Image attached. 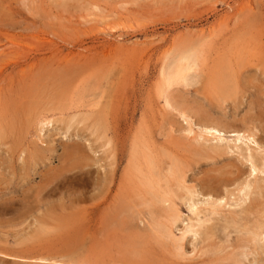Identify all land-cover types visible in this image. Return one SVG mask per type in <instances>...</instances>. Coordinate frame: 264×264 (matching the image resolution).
I'll use <instances>...</instances> for the list:
<instances>
[{"label": "rangeland", "instance_id": "obj_1", "mask_svg": "<svg viewBox=\"0 0 264 264\" xmlns=\"http://www.w3.org/2000/svg\"><path fill=\"white\" fill-rule=\"evenodd\" d=\"M199 41L206 42L202 58L196 61L197 65L200 64L197 69L189 71L188 87L175 86L169 90L170 102L174 106L183 104L186 108L199 106L209 114L208 121L220 120L223 127L220 122L213 125H219L221 139L204 134L200 139L198 136L194 140L188 139L186 121L177 111L163 106L155 91L161 68H169L176 54L187 45L194 47ZM10 51L13 53L11 58ZM261 54H264V0H0V120L10 113L8 116L14 118V124L24 129L23 132L27 131L19 145H11L13 134L5 132L2 137L5 143L0 144V200L11 194L14 199L19 198L26 189L29 197H33L43 184L45 191L40 193L44 196L46 193V207L52 206L56 200V204L62 200L60 204L73 203L76 206L75 210L69 207L57 215L58 207L54 210L57 213L53 211V216L46 217V237H41L43 240H34L37 234L33 233L45 204L39 206V211L33 204L28 217L0 214L1 252L7 248L14 250L16 247L18 251L24 245H34V249L46 251L49 258L46 261L21 260L0 253V264H79L92 259H99L98 262L103 264H135L138 261L142 264L254 263L258 255L248 252L247 246L240 248L246 234L237 232V228L250 223L248 221L253 222L257 213L247 212L248 205L256 198L262 201L259 207H264V192L250 187L243 198L236 186L253 179L264 180V170L247 175L249 164L244 160L248 148L251 151H258V146L264 148V78L257 71V64L261 62L257 59ZM223 63L239 71L234 100L232 95L221 93L210 82L212 73L226 66ZM259 81L262 84L257 85ZM255 84L257 86H253ZM27 105L29 112L45 108L54 120L43 125L33 122L30 113L22 112ZM259 110L262 112L258 118ZM196 118L191 116L190 125L198 133V125L202 124L200 118ZM242 119L253 125L256 144L243 137L239 141L232 138V130L241 132L245 128ZM140 141L146 144L147 152L157 161L152 173L161 175L156 188L158 194L169 185L175 202H180L179 219L175 225H170V239L159 234L162 224L167 226L168 223L160 210L157 211L161 204H154L152 189L138 185L137 177L126 171L132 146ZM213 143L228 148L230 152L217 159L198 155L197 147ZM34 148L41 149L45 156L34 166L31 164L28 176H24L20 167L28 158L27 152ZM239 150L243 151L242 156ZM173 161L180 162L179 179L183 184L178 183V178L164 179L167 167ZM227 162L239 168L238 178L220 185L216 189L219 196L201 193L199 182L215 174V170ZM225 168L227 166L220 169ZM182 185L197 188L193 187L197 196L190 195L199 212L196 219L188 210L191 200L182 202L179 199L184 192ZM215 197H222L221 204L224 205L213 215L205 207V202L217 199ZM81 207L92 208L84 214L87 216L85 222L81 211L77 215L70 214L71 210L77 211ZM239 211L241 214L238 215ZM108 216L126 221L130 228H121V231L112 233L115 238H108L106 231L113 224L104 219ZM157 218L160 223L155 221ZM226 220L229 223L225 224ZM198 222L202 223L201 227L209 225L212 228V235L207 239L209 244L201 239V232L188 231L181 239L188 224L196 228ZM134 233L143 239L138 246V239L135 240L136 246H128L124 242ZM31 235L34 242L29 243ZM178 245H182L181 248ZM139 246L142 252L143 248L146 250L144 256L148 259L138 258L136 251L132 252L133 247L139 251ZM244 251L247 254L242 253Z\"/></svg>", "mask_w": 264, "mask_h": 264}, {"label": "bare ground", "instance_id": "obj_2", "mask_svg": "<svg viewBox=\"0 0 264 264\" xmlns=\"http://www.w3.org/2000/svg\"><path fill=\"white\" fill-rule=\"evenodd\" d=\"M260 39V38H259ZM260 41V40H259ZM258 41V42H259ZM200 42V41H199ZM257 42V43H258ZM197 43V42H196ZM260 43V42H259ZM206 44V42L205 43H203V42H200V43H197V45H195L194 47H190L189 45H187V46H185L186 48H183V50H181L178 54H176L175 55V57H173V60H172V63H171V66H169V68H167V69H162L161 68V70L159 71V77H158V79H157V82H156V84H155V91H156V94H157V96H159L161 99H162V101H163V106L165 105L166 107H168V108H171V109H173V110H175V111H177V114L180 116V118L182 117L183 119H184V122L186 121V123H187V128H186V133H187V135L188 134H190V137L188 138V139H195L197 136H198V138L202 135V134H204V135H206V136H209V137H211V138H220L221 139V130H219L220 128H219V123L218 122H220V120L217 122V121H215L214 120V122H217V123H215V126L213 125L214 124V122L211 120V121H208L207 119H206V117L207 116H209V114L206 112V111H204V109H202L201 110V108L198 106V107H195V108H193V107H188V108H186V106L185 105H183V104H181V105H177V104H175L176 106H174L173 104H171V99H172V97L170 98L169 97V93L168 92H170L169 90L172 88V87H178V88H180V87H182V89H184V88H186V87H188L190 84H189V82H188V74L190 73L189 71L190 70H195V69H197L198 68V65L200 64V63H198V65H197V63H196V61L201 57L202 58V54H203V47H204V45ZM191 45H192V43H191ZM194 45V44H193ZM192 45V46H193ZM22 47V46H21ZM30 49V48H29ZM14 50V49H13ZM16 50V49H15ZM27 50V49H26ZM110 50V49H109ZM18 50H16V52H17ZM21 51V50H20ZM106 51H107V49H106ZM105 51V52H106ZM104 52V53H105ZM107 52H109V51H107ZM106 52V53H107ZM10 53H11V51H10ZM20 53V52H19ZM23 53V52H22ZM21 53V54H22ZM12 54L13 53H11V55H10V58H11V56H12ZM81 54V53H80ZM6 55V54H5ZM17 55V54H16ZM18 55H20V54H18ZM73 56V55H72ZM72 56H70V57H67V58H71ZM82 56V55H81ZM242 56V55H241ZM66 57V56H65ZM79 57V56H78ZM16 58H17V56H16ZM6 59V58H5ZM14 59H15V56H14ZM13 58H12V60H14ZM74 59V58H73ZM79 59V58H78ZM11 60V61H12ZM67 60V59H66ZM258 61H260L261 60V62H260V65L259 64H257V66H258V70L257 71H259V73H260V75H262V77L264 78V54H263V56H262V54L258 57V59H257ZM71 61H72V59H71ZM225 61V60H224ZM8 63L10 62V61H7ZM197 62H199V61H197ZM226 62H227V60H226ZM263 62V63H262ZM5 63V62H4ZM11 63V62H10ZM17 63V62H16ZM25 63H26V61H25ZM67 63V62H66ZM170 63V62H169ZM19 64V63H18ZM17 64V65H18ZM224 65L226 64V63H223ZM16 65V64H15ZM15 65H13V66H15ZM26 65H28L29 66V64L27 63ZM30 65H31V62H30ZM234 65H237V64H234ZM5 66H6V63H5ZM2 67V66H1ZM20 67V66H19ZM27 67V66H26ZM197 67V68H196ZM18 68V67H17ZM239 68V67H238ZM5 69V68H4ZM240 69H241V67H240ZM70 70V69H69ZM256 70V69H255ZM19 71H21V70H19ZM22 73V72H21ZM239 71H238V69L237 68H235V67H233L232 65H230V64H226V66H223L222 68H221V70L219 71V70H217V72L214 74V73H212L213 74V76H211L210 77V82H211V84H215L216 86H217V88H218V90L221 92V93H224V94H230V95H232V99L234 100L235 98H236V91H235V87H237L236 86V83H237V79H238V77H239ZM66 74V73H65ZM70 76V75H69ZM247 76V75H246ZM249 76H250V74H249ZM257 77V76H256ZM201 78V77H200ZM241 78V77H240ZM239 78V79H240ZM244 78H246V77H244ZM190 79H191V77H190ZM242 79V78H241ZM248 80V79H247ZM258 80V79H257ZM193 81V80H192ZM197 81V80H196ZM244 82H245V80H244ZM251 82V81H250ZM256 82V81H255ZM197 83V82H196ZM201 83V82H200ZM247 83H248V81H247ZM198 84V83H197ZM250 84V83H249ZM253 84V83H252ZM260 84H262L261 83V81H259L258 83H257V85H260ZM256 84L255 85H253V86H257ZM193 86V85H192ZM196 86H198V85H196ZM241 86H243V84H241ZM21 87V86H20ZM259 88V87H258ZM15 89V88H14ZM241 89V88H240ZM187 90H188V88H187ZM203 90H204V88H203ZM242 90V89H241ZM240 90V91H241ZM239 91V90H238ZM240 91L238 92V94L240 93ZM40 92H42L41 90H40ZM44 92V91H43ZM243 92V91H242ZM205 93V92H204ZM11 95V94H10ZM234 95H235V97H234ZM239 95H241V94H239ZM171 96V95H170ZM177 96H179V95H177ZM240 97V96H239ZM79 98V97H78ZM181 98V97H180ZM219 97H217V99H218ZM216 99V100H217ZM220 100H218V101H221V103L223 104L224 103V101L221 99V98H219ZM5 100V99H4ZM232 100V101H233ZM234 102V101H233ZM42 105V104H41ZM28 106L29 105H27V106H25L24 107V109H23V113H25L26 115L28 114V113H30V115H31V118L33 119V122H36V123H39L40 125L42 124H48V123H50L52 120H54V119H51L48 115L50 114L49 112H48V114H47V111L48 110H45V108L43 109L42 108V110H38V111H31V112H29V108H28ZM45 106V105H44ZM221 106V105H220ZM42 107V106H41ZM193 108V109H192ZM259 108H261V107H259ZM31 109V108H30ZM18 111V110H17ZM13 112V111H12ZM261 112L262 111H260L259 110V116H258V118L260 117V115H261ZM10 113H8V115H9ZM64 114V113H63ZM7 115V113L4 115V117L2 118L1 117V123H0V144H4L5 142H4V138H2L3 137V135L5 134V132L6 133H10V135L11 134H13L12 136H13V139L11 140V145L12 144H20V143H22V140H24L25 138H24V136H25V132H27L26 130H25V132H23V130H22V128H19V127H17L15 124H14V118L13 117H9ZM17 115V114H16ZM63 116V115H62ZM191 116H197V118L196 119H199L200 118V121H201V126L199 127V125L198 124H196V122L194 123V124H196V125H198V128H199V132L198 133H196L192 128H191V125H190V118H191ZM262 116H263V114H262ZM17 117H18V115H17ZM70 117V116H69ZM77 117V116H76ZM19 119V118H18ZM70 119V118H69ZM71 119H73V118H71ZM211 119V118H210ZM219 119H222V118H219ZM224 119V118H223ZM31 120V119H30ZM59 120H60V118H59ZM194 120V119H193ZM56 121V120H55ZM58 121V120H57ZM73 121V120H72ZM72 121H70L71 123H72ZM82 121V120H81ZM81 121H77V122H81ZM192 122V121H191ZM194 122V121H193ZM30 123V122H29ZM65 123V122H64ZM75 123V122H74ZM231 123V122H230ZM32 124V123H31ZM73 124V123H72ZM220 124H221V122H220ZM242 124H244L245 125V128H243V130H241V132L239 131V130H237V129H235V130H232L231 132L233 133L231 136H232V138L234 137V139L235 140H237V141H239L238 139H242V137L245 139H247V140H251V141H253L255 144H256V140L254 139V133H253V130H252V127H253V125H248V124H246L245 123V121H244V119H242ZM22 125V124H21ZM186 125V124H185ZM217 125H218V127H217ZM222 125V124H221ZM244 125L242 126V127H244ZM20 126V125H19ZM194 126V125H193ZM192 126V127H193ZM225 126V125H224ZM228 126H229V124H228ZM28 127V126H27ZM30 127V126H29ZM35 127V126H34ZM182 127V126H181ZM185 127V126H184ZM222 127H223V125H222ZM238 127V126H237ZM25 128V127H24ZM183 128V127H182ZM219 128V129H218ZM34 129V128H33ZM40 129V128H39ZM224 129V128H223ZM222 129V130H223ZM172 130V129H171ZM40 131H41V129H40ZM173 131H175V130H173ZM226 131V130H225ZM223 132V131H222ZM38 133V132H37ZM94 133H95V130H94ZM97 133V132H96ZM185 133V132H184ZM225 134V133H224ZM229 136H230V134H229ZM38 137V136H37ZM95 137V136H94ZM223 137V136H222ZM206 138V137H205ZM200 139V138H199ZM207 139V138H206ZM219 139V140H220ZM198 140V139H197ZM197 140H195V144H196V141ZM202 140V139H201ZM224 140V139H223ZM227 140V139H226ZM225 140V141H226ZM178 141V140H177ZM199 141V140H198ZM209 141V139L207 140V142ZM212 141V140H211ZM218 141V140H217ZM205 142V141H204ZM199 143H200V141H199ZM219 144H220V141L218 142ZM223 143V142H222ZM225 143H228L227 141L225 142ZM261 144V143H260ZM188 145H189V143H188ZM229 145V144H228ZM264 145V144H263ZM192 146H194V145H192ZM244 146V145H243ZM246 146V145H245ZM232 147V146H231ZM261 146H258V151H251V149L250 148H248V151L246 150V154L244 153V156H245V159L244 160H246L248 163H246V164H249L248 166V168H249V171H248V174L247 175H254V174H256V172L258 173V171H262V170H264V148L262 147V148H260ZM196 148V147H195ZM238 148V147H237ZM8 149H10V147L8 148ZM10 151V150H9ZM27 151V150H26ZM196 151L198 152V155L200 156V157H203V156H206L207 158H210V159H217V158H221V157H223L224 155H226L227 153H228V148L227 149H225L223 146H221V145H217V144H214L213 143V145H209V146H206V147H197V149H196ZM110 152H112V151H110ZM230 152V151H229ZM235 152V151H234ZM10 153H11V151H10ZM72 153V152H71ZM195 153V152H194ZM241 156H242V153H243V151L242 150H239V152H238ZM237 153V154H238ZM197 155V154H196ZM197 155V156H198ZM19 156V155H18ZM44 154L42 153V150L41 149H36V148H34L33 150H31V151H28L27 152V156H26V158H27V160L23 163V165H22V167H20V168H22V175H24V176H28V170H29V168L31 167V164L34 166V164L36 163V162H39L40 160H42L43 158H44ZM244 156H243V158H244ZM170 159V158H169ZM193 159V158H192ZM191 159V160H192ZM244 160H241V161H243L244 162ZM155 161H156V159L149 153V152H147V147H146V144L143 142V141H140V142H137V143H135V144H133V146H132V150H131V154H130V157H129V159H128V163L126 164V171L127 172H129V174L132 176H135V177H137V183H138V185H140V186H142L143 188H148V189H152V193H153V195H154V204L155 203H159V204H161L160 206L157 204V206H159V208H158V210L157 211H159L160 210V212L163 214L162 216H164L163 218L164 219H166V221H167V226L165 225V224H162V228H160L159 229V234L161 235V236H163V237H168V239H170L169 238V236H171L172 235V232H171V230L172 229H170L171 227H170V225L171 224H173V225H175L174 223L179 219V212H180V202H179V204H177L176 202H175V199L173 198L174 197V193L171 191V189H170V187H169V185H166L164 188H163V190H161L160 191V193L158 194V192H157V190H156V188H157V186H158V183L160 184V177H159V175L158 174H154V173H152V171L154 170V167L156 166V164H155ZM210 161H213V160H210ZM157 162V161H156ZM170 163V162H169ZM180 163V162H179ZM179 163L177 162V161H173L172 163H171V165L169 166V168L167 167V171H166V175H167V177L165 176V178L164 179H168V177H171V178H173V180H175V179H177L178 178V180H179V184H180V182H181V180L179 179V178H181V175H180V172H179V168H178V166H179ZM212 163V162H211ZM245 163V162H244ZM160 164V163H159ZM167 165V164H166ZM32 166V167H33ZM186 166H187V164H186ZM224 166H227V168H225V169H220L221 167H224ZM184 168V167H183ZM208 168V167H207ZM32 169V168H31ZM165 169V168H164ZM213 169H215L214 167H213ZM212 169V170H213ZM160 170V169H159ZM159 170H157V171H159ZM184 170V169H183ZM217 171V172H216ZM30 172V171H29ZM215 174H211V175H208V176H206L204 179H202L199 183H200V191H201V193H205V195H207V194H209V196L211 195V194H215V195H218L219 196V193L218 192H216V189L217 188H219V186L220 185H222L223 183H226V180H229V181H231L233 178L234 179H236V178H238V176L240 175V170H239V168L238 167H236V166H234V164L233 163H229V162H227V163H224V164H221V166L220 167H218L216 170H215ZM162 173H164V172H162ZM181 173L182 174H184L182 171H181ZM243 173H244V171H243ZM83 174V173H82ZM128 174V173H127ZM14 175V174H13ZM164 175V174H163ZM185 175V174H184ZM226 175H228L227 177H225ZM244 175V174H243ZM64 176V175H63ZM110 176L112 177V172H111V174H110ZM161 176V175H160ZM163 177V176H162ZM245 178H248V176H246ZM254 178V177H253ZM111 179V178H110ZM183 179V178H182ZM185 179V178H184ZM99 180V179H98ZM162 180V179H161ZM160 181V182H159ZM192 181V180H191ZM165 182L167 183V180H165ZM182 184H183V181L181 182ZM58 184V183H57ZM56 184V185H57ZM169 184V183H168ZM238 184H240V183H238ZM40 185V184H39ZM94 186V185H93ZM105 186V185H104ZM236 186V185H235ZM41 188L40 189H38L37 191H36V194L33 196V197H29V195L27 194L28 192H25L24 191V194L23 193H21V195H20V197L19 198H16V199H14L11 195H10V197L8 196V197H6V198H4V199H1L0 200V214H12L13 216H14V214H23V215H27V217H28V214L32 211V209H31V206H33V204L34 205H37V208L36 209H38L39 208V206L40 205H43V204H45V206H44V208H43V210H42V212H41V214H40V222H38L39 224H38V226H37V228H36V230H35V233H33V235H35V234H37V237L36 236H34V240H37L38 238H41V237H46V217L49 215V216H53V213L55 212V213H57L58 211H54V210H56L58 207L60 208L59 210V212L57 213V215L58 214H61V213H63V210L64 209H66V208H69L70 207V209H72V208H74V207H76V206H73L72 204L73 203H69V204H67V205H65V203L63 202V204L65 205H63V204H60V202L62 203V200L61 201H59L58 200V204H56L57 203V200H56V203H55V205H56V207H54L55 205H54V203L52 204V206L50 205V207L49 206H47L46 207V193H45V196H44V194H41L40 192H42L43 190H44V186H43V184H42V186H40ZM57 187V186H56ZM102 187V186H101ZM176 187V186H175ZM193 187L195 188L196 186H191V187H188V186H183L182 185V188H184V192L182 193L183 194V196L181 197V198H179L180 199V201H182V202H184L185 200H187L188 202H189V200H191V202L189 203V206H188V210H190V212H192V214L195 216V218H193V219H196V217L198 216V210L196 209V205H195V203H194V201H192V199L190 198L191 196H192V194L194 193V192H197L196 190L194 191V189H193ZM223 187V186H222ZM234 187V186H233ZM232 187V188H233ZM250 187H252L253 189H255L257 192H261L262 194H263V192H264V180H262V179H253L252 180V182L250 181V182H246V183H244V184H240V185H238V186H236V189H237V191L238 192H240V195L244 198H246V195L249 193L248 191V189L250 188ZM107 188H109V187H107ZM179 189H180V187H179ZM195 189H197V188H195ZM226 191H227V189H225ZM254 190V191H255ZM28 191V190H27ZM45 191V190H44ZM50 191V190H49ZM51 191H53V190H51ZM55 191V190H54ZM182 191H183V189H182ZM218 191V190H217ZM225 191V192H226ZM231 191V190H230ZM145 192L147 193V190H145ZM181 192V191H180ZM228 192H229V190H228ZM43 193V192H42ZM47 193H48V191H47ZM227 193V192H226ZM232 193V192H231ZM55 194V193H54ZM181 194V193H180ZM233 194V193H232ZM191 195V196H190ZM194 195H195V193H194ZM199 195H201V194H199ZM181 196V195H180ZM195 196H197V195H195ZM208 196V195H207ZM249 196V195H248ZM211 197V196H210ZM226 197V196H225ZM238 197V196H237ZM155 198H157V200L155 201ZM214 198V197H213ZM215 198H217V199H213L212 201H210V202H205V207H208V211L211 213V214H216V213H218L219 212V210L223 207V205L224 204H221L222 202H221V200H222V197H215ZM151 199V198H150ZM194 199V198H193ZM206 199V198H205ZM210 199V198H209ZM260 199H262V198H260ZM79 200H83V199H79ZM263 200V199H262ZM74 201V200H73ZM75 201H78V200H75ZM151 201H153L152 199H151ZM204 201V200H203ZM202 201V202H203ZM201 202V203H202ZM228 202H230V201H228ZM244 202V201H243ZM262 202V201H261ZM261 202H259V200H256V198H255V200H252L250 203H249V207L247 208L246 206V208H247V212H252V213H257V215H256V217L253 219V222L251 223V221H248V222H250V223H248V224H244V225H242L243 227L242 228H237V232H240V231H244V233L246 234V237H244V239H242L243 241H244V244H242V245H240V248L241 247H244V246H247L248 247V249H249V251L248 252H255L258 256L256 257V259L254 260V263H250V262H247V264H264V241L260 244V243H258V241H260V240H264V207H263V205H260V207H259V204L261 203ZM263 203H264V201H263ZM49 204V201L47 202V205ZM154 204H152L151 203V205H154ZM235 204V203H234ZM237 204H238V201H237ZM64 207H63V206ZM71 205V206H70ZM97 205V204H96ZM187 206V205H186ZM97 207V206H96ZM148 207V206H147ZM99 208V207H98ZM154 208V207H153ZM241 208L243 209V207L241 206ZM34 209V208H33ZM202 209L204 210L205 208H203L202 207ZM35 210V209H34ZM74 210H75V208H74ZM70 211V214H72V213H76V215L78 214V213H81L80 215H81V217L83 218V220H84V222H85V219H86V215H84V214H87V212L88 211H91L92 210V208H88V207H81V208H79L77 211ZM148 210H150V209H148ZM153 210V209H152ZM206 210V209H205ZM38 211H39V209H38ZM54 211V212H53ZM81 211V212H80ZM151 211V210H150ZM200 211V210H199ZM202 211V210H201ZM201 211H200V213H201ZM227 211V210H226ZM224 212V211H223ZM246 212V214L247 215H249L248 213ZM122 213H123V210H122ZM151 213V212H150ZM157 213V212H156ZM210 213H209V215H210ZM33 214V212L31 213V215ZM106 214H107V212H106ZM154 214H155V212H154ZM181 214H183V213H181ZM203 214V213H202ZM224 214V213H223ZM239 214H241V212L239 211L238 212V215ZM244 214V213H243ZM245 214V215H246ZM22 215V216H23ZM54 215H56V214H54ZM75 215V216H76ZM159 216H160V213L158 214ZM205 215V214H204ZM208 215V216H209ZM227 215H229L228 217H230L231 215H230V213H228ZM235 215V214H234ZM233 215V216H234ZM69 216V215H68ZM103 216V215H102ZM188 216V215H187ZM193 216V217H194ZM66 217V216H65ZM70 217H71V215H70ZM105 217V216H104ZM132 217V216H131ZM134 217V216H133ZM139 217H140V215H139ZM207 217V216H206ZM211 217V216H210ZM227 217V218H228ZM248 217V216H247ZM135 218V217H134ZM142 218V217H141ZM160 218V217H159ZM183 218V217H182ZM205 218V217H204ZM231 218H232V216H231ZM241 218H243V217H241ZM62 219V218H61ZM93 219V218H92ZM105 220H106V222L109 224V223H113L111 226L112 227H110V226H108V227H110V228H108L107 229V231H106V234H109L108 235V238H115V236L114 235H112V233L113 232H116V231H121V228H123V229H126V228H130L129 227V225H128V223L126 222V221H122V220H116L114 217H112V216H108V217H106V218H104ZM121 219V218H120ZM123 219V218H122ZM158 219V218H157ZM225 219V218H224ZM235 216H234V221H235ZM58 220V219H57ZM126 220V219H125ZM141 220V219H140ZM147 220V219H146ZM161 221H162V219H160ZM199 220H201V219H199ZM230 220V219H229ZM239 220V219H238ZM241 220V219H240ZM244 220V219H243ZM37 221V220H36ZM75 221V220H74ZM129 221H132V220H130L129 219ZM128 221V222H129ZM134 221V220H133ZM144 221V220H143ZM156 222H159V219H158V221L157 220H155ZM208 221V220H207ZM218 221V220H217ZM227 221V220H226ZM242 221V220H241ZM51 222V221H50ZM57 222V221H56ZM55 222V223H56ZM71 222H73V220H71ZM80 222H82L81 220H80ZM205 222V221H204ZM52 223V222H51ZM61 223V222H60ZM160 223V222H159ZM192 223L194 224V222L192 221ZM195 223H197V221L195 222ZM206 223V222H205ZM225 224L226 223H229L228 221L227 222H224ZM247 223V222H246ZM70 224V223H69ZM77 224V223H76ZM87 224V223H86ZM89 224V223H88ZM87 224V225H88ZM130 224H132V223H130ZM177 224V223H176ZM193 224H188L189 226H188V229L187 230H183V233H182V235H181V239L183 238V236H184V234L187 232L188 233V231L189 232H194V233H196V232H201L203 235V238H201V239H205V241L207 240V239H209V237L212 235H210V230L212 229H210V227H209V225L208 226H204L203 227V225H202V227H201V224L202 223H200V222H198V224H197V227L195 228L194 227V225ZM58 225V224H57ZM66 225V224H65ZM85 225V224H84ZM151 225V224H150ZM227 225H229V224H227ZM60 226V225H59ZM147 226V225H146ZM195 226H196V224H195ZM229 226H231V224L229 225ZM234 226H235V224H234ZM236 226H238V225H236ZM194 227V228H193ZM222 227H224V226H222ZM62 228H63V226H62ZM65 228V227H64ZM63 228V229H64ZM75 228V227H74ZM86 229H87V227H85ZM135 228V227H134ZM143 228V227H142ZM227 228V227H226ZM137 229V228H136ZM145 229V228H144ZM149 229V228H148ZM88 230V229H87ZM137 230H139V229H137ZM140 230H141V228H140ZM139 230V231H140ZM143 230V229H142ZM151 230V229H150ZM77 231V230H76ZM127 231V230H126ZM57 232V231H56ZM86 232V231H85ZM148 232V231H147ZM214 232V231H213ZM213 232H211V233H213ZM222 232V231H221ZM225 232V231H224ZM223 232V233H224ZM232 232H234V231H232ZM236 232V231H235ZM236 232V233H237ZM59 233V232H58ZM87 233V232H86ZM85 233V234H86ZM243 233V232H242ZM114 234V233H113ZM146 234V233H145ZM215 234V233H214ZM225 234V233H224ZM238 234H240V233H238ZM33 235H31L30 236V242L29 243H32V242H34V241H32V236ZM146 235H148V234H146ZM146 235H142V236H146ZM150 235V234H149ZM194 235V234H193ZM106 236V235H105ZM242 236H244V235H242ZM172 237V236H171ZM227 237V236H226ZM237 237V236H236ZM200 238V237H199ZM214 238V237H213ZM213 238L211 239L212 241H213ZM228 238V237H227ZM136 239H138V241H137V246H138V244L140 245V242L142 241V239L143 238H141L140 236H138V233H134V234H132L129 238H128V240H127V242H124L125 244H127L128 246H136V245H134L135 244V240ZM179 239V238H178ZM180 239V240H181ZM228 239H230V238H228ZM41 240H43L42 238H41ZM172 240V239H171ZM222 240V239H221ZM45 241V240H44ZM202 241V240H201ZM208 241V244H209V240H207ZM38 242H40V239H39V241ZM175 242V241H174ZM240 242V241H239ZM28 243V242H27ZM29 243H28V245H29ZM41 243V242H40ZM222 243V242H221ZM194 244V243H193ZM212 244V243H211ZM227 244V243H226ZM23 245V244H22ZM40 245V244H39ZM204 245H206V242H205V244ZM213 245V244H212ZM215 245V244H214ZM43 246H44V244H43ZM144 246V245H143ZM181 246L182 245H178V247L179 248H181ZM227 246V245H226ZM34 245H33V247L31 246H27V245H24V248H21V249H19L18 251L16 250V247L14 248V250H11V248L9 249V248H7V249H9L8 250V252H6L7 251V249H6V251L5 252H1L0 251V253L1 254H3V255H5V256H11V257H17V258H20L21 260H26V259H28V260H41V261H43V260H45L46 261V258H48L47 257V255H46V251H44V253L41 251V250H37V249H39V248H35L34 249ZM39 247H42V246H39ZM141 246H139V248H138V250L139 251H137V248H132L133 250H132V252H134V251H136V252H134L136 255H137V257L139 258H141V257H145V258H147L146 256H144V255H146L145 254V252H146V250H144V248H143V252L141 251V248H140ZM220 247V246H219ZM2 248V247H1ZM43 248H45V247H43ZM185 248V247H184ZM131 249V248H130ZM129 249V250H130ZM145 249H147V248H145ZM194 249L195 250H197L195 247H194ZM210 249V248H209ZM208 249V250H209ZM246 249V248H245ZM45 250V249H44ZM174 250V249H173ZM201 250V249H200ZM217 250H219V248H216V251ZM244 250V249H243ZM3 251V250H2ZM131 251V250H130ZM204 251V250H203ZM238 251V250H237ZM242 251V250H241ZM210 252V251H209ZM220 252V251H219ZM239 252V251H238ZM48 253H49V251H48ZM50 253H51V251H50ZM147 253V252H146ZM221 253V252H220ZM226 253V252H225ZM242 253H244V254H247L245 251L244 252H242ZM241 253V254H242ZM212 254V253H211ZM231 254V253H230ZM253 254V253H252ZM55 255V254H54ZM63 255V254H62ZM213 255V254H212ZM215 255V254H214ZM228 255V254H227ZM243 255V254H242ZM8 256V257H9ZM65 256V255H64ZM63 256V257H64ZM229 256V255H228ZM129 257V256H128ZM219 257V256H218ZM218 257H216V258H218ZM233 257V256H232ZM16 258V259H17ZM69 258V257H68ZM225 258V257H224ZM227 258V257H226ZM236 258V257H235ZM241 258V257H240ZM49 259V258H48ZM52 259H54V258H52ZM56 259V258H55ZM62 259V258H61ZM80 259V258H79ZM106 259V258H105ZM133 259V258H132ZM144 259V258H143ZM148 259V258H147ZM227 259H229V258H227ZM249 259V258H248ZM253 259V258H252ZM62 260H65V259H62ZM98 260L99 259H97V261H95V260H88V261H83V262H79V264H103V263H100V262H98ZM122 260V259H121ZM126 260H127V258H126ZM150 260V259H149ZM222 260H223V258H222ZM238 260V259H237ZM242 261L244 260V259H241ZM47 261H49V260H47ZM56 261V260H55ZM68 261V260H67ZM103 261V260H102ZM132 261V260H131ZM138 261V260H137ZM145 261V260H144ZM66 262V261H65ZM64 262V263H65ZM108 262V261H107ZM123 262V261H122ZM205 262V261H204ZM231 262V261H230ZM233 262V261H232ZM238 262V261H237ZM240 262V261H239ZM244 262V261H243ZM242 262V263H243ZM135 264H142V262H140V261H138V262H134ZM227 263V262H226ZM245 263V262H244ZM28 264V263H27ZM63 264V263H62ZM67 264V263H66ZM112 264H113V262H112ZM199 264H201V262L199 263Z\"/></svg>", "mask_w": 264, "mask_h": 264}]
</instances>
